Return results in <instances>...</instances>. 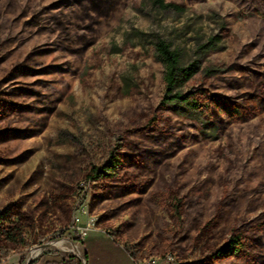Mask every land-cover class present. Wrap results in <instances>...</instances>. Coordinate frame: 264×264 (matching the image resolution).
Returning a JSON list of instances; mask_svg holds the SVG:
<instances>
[{"label": "rangeland", "instance_id": "374dc122", "mask_svg": "<svg viewBox=\"0 0 264 264\" xmlns=\"http://www.w3.org/2000/svg\"><path fill=\"white\" fill-rule=\"evenodd\" d=\"M156 1L0 0V214L25 240L0 264H87L77 225L135 261L264 264V0ZM160 41L195 66L173 93L204 89L241 114H176ZM112 151L117 176L87 181ZM233 230L249 256L212 258Z\"/></svg>", "mask_w": 264, "mask_h": 264}, {"label": "trees", "instance_id": "16d2710c", "mask_svg": "<svg viewBox=\"0 0 264 264\" xmlns=\"http://www.w3.org/2000/svg\"><path fill=\"white\" fill-rule=\"evenodd\" d=\"M85 0H79V3L84 4ZM90 1L93 6L98 10L110 11V9L119 2V0H87ZM163 6L172 7L176 11L183 12L184 7L176 3H166L163 0H157ZM85 8V9H84ZM84 10L87 13V17L90 16V11L88 7L84 5ZM104 13V12H103ZM157 51L161 56L163 62L165 63L166 72L164 77L165 82V99L169 104L175 106L176 114L182 115L187 112L184 109V105L187 106L188 111H191L198 116L207 115L211 118L212 114L218 113L225 115L230 119L241 114V107L231 103L226 102L223 98L218 96H210L209 93L200 89L194 92L173 93L180 83L184 79H189L194 71L195 66H183L180 62V55L177 51L171 49V45L165 41H160L157 44ZM254 109L258 108L260 111L264 112V101L259 98L253 99ZM122 156L115 151H112L101 166L92 165L89 168L88 174L86 175V180L91 182H98L105 179H113L117 176L119 167L122 165ZM174 216L181 220L182 216V205L180 201H177L171 206ZM15 214L11 210H5L0 214V240L3 243L0 252L7 249V247H19L25 245L24 232L22 227L15 221ZM126 247V246H125ZM127 248V247H126ZM249 245L247 239L242 233L233 230L228 239L214 251H212L211 256L215 259H246L249 256ZM86 259V257H85ZM47 264H82L80 260L75 257L71 259H62L60 261H52Z\"/></svg>", "mask_w": 264, "mask_h": 264}, {"label": "crops", "instance_id": "0c3cea01", "mask_svg": "<svg viewBox=\"0 0 264 264\" xmlns=\"http://www.w3.org/2000/svg\"><path fill=\"white\" fill-rule=\"evenodd\" d=\"M81 248L87 264H135L131 252L111 233L91 230L82 239Z\"/></svg>", "mask_w": 264, "mask_h": 264}, {"label": "built area", "instance_id": "2783aa9c", "mask_svg": "<svg viewBox=\"0 0 264 264\" xmlns=\"http://www.w3.org/2000/svg\"><path fill=\"white\" fill-rule=\"evenodd\" d=\"M76 222H80V219H77ZM78 223H75V225ZM76 231L78 232L79 236L84 239L87 234L94 229L91 225H87V227H79L78 225L75 227ZM135 264H176L174 255L167 254L160 259L150 258L149 260H141L136 261Z\"/></svg>", "mask_w": 264, "mask_h": 264}, {"label": "bare ground", "instance_id": "6f19581e", "mask_svg": "<svg viewBox=\"0 0 264 264\" xmlns=\"http://www.w3.org/2000/svg\"><path fill=\"white\" fill-rule=\"evenodd\" d=\"M60 242V241H59ZM71 249H73V250H76L77 252H79L80 251V248H79V246L78 245H76V244H73L72 245V248ZM39 249H35V250H33L32 252H31V257H34V256H36L38 253H39Z\"/></svg>", "mask_w": 264, "mask_h": 264}]
</instances>
